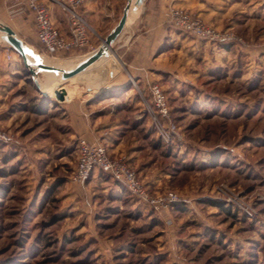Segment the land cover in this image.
Masks as SVG:
<instances>
[{"label": "rangeland", "instance_id": "374dc122", "mask_svg": "<svg viewBox=\"0 0 264 264\" xmlns=\"http://www.w3.org/2000/svg\"><path fill=\"white\" fill-rule=\"evenodd\" d=\"M28 50L67 68L76 61L70 51ZM234 73L218 68L176 92L156 83L166 91L175 133L162 140L147 112L135 124L141 154L161 176L152 187L142 181L151 194L171 190L179 199L157 212L124 188L115 212L112 197L100 191L89 194L95 206L82 203L90 177L72 180L77 140L56 124L55 112L43 111L47 96L24 69L30 103L23 137L2 127L12 139L0 141V264H264V62L247 76ZM36 78L43 80L42 70ZM108 153L129 164L127 151Z\"/></svg>", "mask_w": 264, "mask_h": 264}, {"label": "crops", "instance_id": "0c3cea01", "mask_svg": "<svg viewBox=\"0 0 264 264\" xmlns=\"http://www.w3.org/2000/svg\"><path fill=\"white\" fill-rule=\"evenodd\" d=\"M23 1L0 0V21L10 26L27 47L35 48L38 41L32 14L26 9L12 14L17 7L23 6ZM123 1L87 0L79 7V13L88 24V39L93 51L116 25L125 6L119 7ZM131 1L124 26L108 54L68 79L75 78L76 85L61 84L52 89L51 95L54 96L55 90L64 91L68 98L54 100L45 94L47 103L43 111L55 112L53 120L60 126L64 124L72 139L103 141L112 154L127 151L129 164L143 175L147 186L152 187L161 176L152 169L151 162L143 158V147L133 135L135 124L148 113L149 86L158 83L176 92L185 82H194L192 78L197 80L200 75H208L222 67L235 73L241 70L246 76L252 73L256 61L261 65L264 62V0ZM168 6L188 9L205 23L227 30L234 37L229 42L215 44L185 33L166 21ZM48 10L57 30L68 36L69 23L63 9L50 3ZM237 37H242L243 42ZM93 51L89 47L70 51L71 59L76 61L69 68ZM8 52H11V59L6 58ZM24 69L22 61H17L16 53L0 37V126L21 138L24 132L21 125L30 103L29 84L22 75ZM143 126L148 131L149 124ZM95 171L86 184L82 203L92 208V195L100 191L105 197H112L114 211L118 212L123 208L121 196L127 192L117 182L104 180L101 172ZM127 205L133 209L136 203L130 199ZM94 208L102 216L104 207L96 205Z\"/></svg>", "mask_w": 264, "mask_h": 264}, {"label": "built area", "instance_id": "2783aa9c", "mask_svg": "<svg viewBox=\"0 0 264 264\" xmlns=\"http://www.w3.org/2000/svg\"><path fill=\"white\" fill-rule=\"evenodd\" d=\"M66 14L69 23V35L61 34L49 17L48 6L43 0H24L22 7H17L12 13L26 9L32 14L35 34L38 43L48 53L58 54L74 49L89 47L88 24L78 9L85 0H55ZM166 21L196 38L215 44L229 42L234 36L227 30H219L205 23L191 11L168 6L165 11ZM241 40V39H239ZM12 51V50H11ZM11 59V52L6 54ZM150 106L148 113L153 126L164 141H169L175 133L170 117V107L164 90L156 83L149 86ZM12 135L0 126V141L8 142ZM98 170L125 188L138 202L145 203L149 208L160 212L168 209L179 199L171 190L160 194H151L138 174L130 167L123 156H111L102 142H90L84 138L77 140V159L72 174V180L83 184ZM165 222H169L168 219Z\"/></svg>", "mask_w": 264, "mask_h": 264}, {"label": "water", "instance_id": "95a60500", "mask_svg": "<svg viewBox=\"0 0 264 264\" xmlns=\"http://www.w3.org/2000/svg\"><path fill=\"white\" fill-rule=\"evenodd\" d=\"M137 2H141V0H137ZM131 0H128L124 6L121 16L119 17L116 25L110 30V32L103 38L101 45L84 57L81 61H79L73 67L68 69H62L60 67H56L54 65L46 64L40 61H32L27 55L26 51L28 47L25 45L22 39H20L15 32L11 29L10 26L0 21V37L7 43L12 51H14L21 59L24 68L27 70V73L33 79L34 85L40 89V84L36 78L37 74L41 70H48L52 72H56L59 74L61 80H65L70 78L79 72L85 70L88 66L94 63L99 58L106 56L108 51L111 49V44L114 42L120 31L122 30L128 8L130 7ZM63 92V91H61ZM59 91H56V98L61 100L62 94Z\"/></svg>", "mask_w": 264, "mask_h": 264}, {"label": "bare ground", "instance_id": "6f19581e", "mask_svg": "<svg viewBox=\"0 0 264 264\" xmlns=\"http://www.w3.org/2000/svg\"><path fill=\"white\" fill-rule=\"evenodd\" d=\"M26 55L27 57L32 60V61H40L46 64H50V65H54L56 67H60L62 69H68L66 66V62H59V61H53V60H49L45 57H43L42 55H38L37 53L31 52L29 50L26 51ZM43 72V80L40 81V89L44 91V93L47 95L50 93V90L54 89V87L61 85L62 82L74 77H70L67 78L65 80H61L60 77H58V73L56 72H52V71H48V70H42ZM56 91L54 93V97L56 98ZM57 99V98H56Z\"/></svg>", "mask_w": 264, "mask_h": 264}, {"label": "trees", "instance_id": "16d2710c", "mask_svg": "<svg viewBox=\"0 0 264 264\" xmlns=\"http://www.w3.org/2000/svg\"><path fill=\"white\" fill-rule=\"evenodd\" d=\"M37 47H38L40 50L45 51L44 48H43V46H41L39 43H38Z\"/></svg>", "mask_w": 264, "mask_h": 264}]
</instances>
